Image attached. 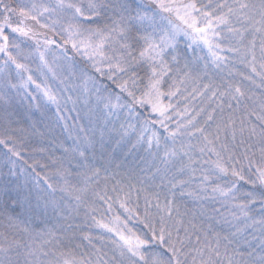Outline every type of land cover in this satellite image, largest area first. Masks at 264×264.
<instances>
[{
	"label": "snow or ice",
	"instance_id": "6c2138e0",
	"mask_svg": "<svg viewBox=\"0 0 264 264\" xmlns=\"http://www.w3.org/2000/svg\"><path fill=\"white\" fill-rule=\"evenodd\" d=\"M0 228V264H264V0H0Z\"/></svg>",
	"mask_w": 264,
	"mask_h": 264
},
{
	"label": "rangeland",
	"instance_id": "374dc122",
	"mask_svg": "<svg viewBox=\"0 0 264 264\" xmlns=\"http://www.w3.org/2000/svg\"><path fill=\"white\" fill-rule=\"evenodd\" d=\"M69 123H72L71 118L69 119ZM56 135L59 137V140L60 141H67V143L65 144V146H67L68 144L71 143V141L69 139H67L68 134L66 132H64L62 130V128H59L58 127L56 129ZM4 170L6 171L7 169H4ZM188 206L191 207L193 205L191 204V202H189V205ZM41 220H43L41 222V225H39V224H33L34 232H33L32 238L27 237L25 240L34 239V242L37 243V244H39L40 243V238L36 236V233L42 232L45 228L52 227V224L53 223H56V221H54V220L52 222H47V221H45L42 218H41Z\"/></svg>",
	"mask_w": 264,
	"mask_h": 264
},
{
	"label": "trees",
	"instance_id": "16d2710c",
	"mask_svg": "<svg viewBox=\"0 0 264 264\" xmlns=\"http://www.w3.org/2000/svg\"><path fill=\"white\" fill-rule=\"evenodd\" d=\"M57 154H59V153H57ZM132 158L131 157H129V160H131ZM191 207H193V206H191ZM43 220H41V218H37L35 221H34V223L33 224H39V225H41V222H42ZM77 223H79V221H77ZM86 230V229H85ZM3 231V229L2 228H0V232H2ZM94 236L95 235H97V233L96 232H93L92 233ZM28 236H25L24 237V239H26ZM80 241H77V243H79ZM86 243V242H85Z\"/></svg>",
	"mask_w": 264,
	"mask_h": 264
}]
</instances>
